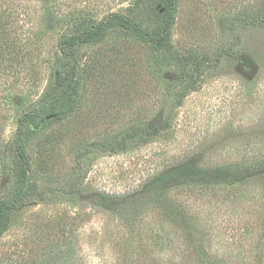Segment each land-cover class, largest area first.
I'll return each instance as SVG.
<instances>
[{
  "label": "rangeland",
  "instance_id": "1",
  "mask_svg": "<svg viewBox=\"0 0 264 264\" xmlns=\"http://www.w3.org/2000/svg\"><path fill=\"white\" fill-rule=\"evenodd\" d=\"M12 1L19 7L17 26L23 34L46 29L35 17L39 16L35 9L30 10L34 15L30 20L24 18V10L29 4L34 8L35 0L0 3L11 8ZM156 1L59 2L66 17L78 12L103 19L122 12L153 36L158 28L153 11ZM175 5L176 24L170 40L180 54L208 59L202 73L197 75L186 61H174L158 71L152 43L126 32L82 47L80 56L95 70L82 82V101L74 113L45 125L28 144L33 182L68 191V182L78 179L90 192L124 195L186 159L194 158L204 166L234 167L250 164L264 153V26L239 21L261 10L264 0H176ZM62 32L59 28L43 34L45 58ZM230 48H234L231 57L226 54ZM39 66L38 87L29 88L25 79L17 102L3 109L10 120L4 133L6 144L16 131L17 105L31 107L46 89L49 71L45 63ZM184 71L193 73L196 87L180 95L186 83L180 84ZM167 119L171 120L167 131L145 142L130 141L129 151L104 149L128 131L153 128ZM49 138L51 143L44 145ZM98 146L99 150L88 152ZM14 161L9 154L8 175L0 163V195L13 189ZM173 199L193 218L189 232L166 222L151 204L138 217L121 220L63 190L49 194L44 203L32 197L0 239V264H63L66 256L59 251L61 245L55 244L64 226L74 241L66 264H202L197 248L209 255L212 264H264V183L174 193ZM153 229L170 241L165 249L155 246ZM142 240L145 251L139 246ZM50 242L53 246L46 249Z\"/></svg>",
  "mask_w": 264,
  "mask_h": 264
},
{
  "label": "trees",
  "instance_id": "2",
  "mask_svg": "<svg viewBox=\"0 0 264 264\" xmlns=\"http://www.w3.org/2000/svg\"><path fill=\"white\" fill-rule=\"evenodd\" d=\"M59 1L35 0L34 8L29 4L28 9L24 10V18L30 20L34 16L30 10L35 9V12L39 14L35 17L42 20L46 29L37 30L38 32L35 33H25L26 35L17 26L20 22L17 16V14L20 15L19 7L14 1L11 2V8H5L0 3V86H2L0 89V163L4 167L5 175L10 173L7 166L8 155L12 154L15 160L13 189L0 195V239L19 219L24 208L28 206V199L35 197L39 202L44 203L49 194H60L62 190L72 196H78L94 208L109 215L118 216L121 220L138 217L141 209L151 204L153 210L160 213L166 222L189 232L193 218L182 204L173 199L174 193H194L201 190L264 183V153H260V157L250 164L234 167L227 165L204 166L194 158L186 159L153 175L138 190L124 195L90 192L84 188V182L78 179L68 182V191L62 188H45L33 182L31 174L34 171L27 155L28 144L45 125L51 124L59 116L74 113L77 104L82 101V96L79 94L82 82L92 70H95V67L86 64L80 56L79 51L82 47L105 43L109 35H120L126 32V34L152 43L155 68L158 71L174 61L176 63H185L186 61L191 63L197 75H200L206 63H209L204 55L194 53L184 55L174 48L170 36L176 24V0H158L154 3L153 11L158 28L153 36L145 30L142 23L122 12L113 13L103 19H95L78 12H72L69 17L63 16ZM239 21L251 27L264 26V7ZM35 27L32 31L36 30ZM59 28L63 31L60 39L57 41L55 49L50 52V57L45 58L42 53L44 38L42 36L45 31L56 32ZM27 35L28 37H26ZM116 44L117 41L113 43V46ZM233 49L226 50V54L230 57L234 56ZM223 56L220 54L221 58ZM40 63H45L46 71H49L46 89L42 95L34 98L35 102L31 107H23L22 103L17 105L16 131L11 142L6 144L4 133L10 120L4 116L3 109L10 103L17 102V93L18 91L22 92L20 84L25 79L28 80L29 88L38 87L41 80ZM192 74L187 72L182 74L184 81L180 80V84L183 86L185 81L186 83L180 95L186 89L196 87L195 78L191 77ZM170 121L167 119L149 129L137 128L128 131L119 141L112 143L109 147H104V149H108L112 153L129 151L130 141L145 142L150 138H156L171 127ZM51 141L52 139L47 143L43 142V144L48 145ZM44 145L43 148H45ZM100 146L94 149L89 148L88 152L99 150ZM39 172L35 171L37 174ZM74 232L71 233L74 234ZM152 233L156 237L155 246L165 249L169 245L170 241L166 240L159 232H155L153 229ZM59 234L58 240L61 244L58 241L55 246L61 245L59 251L64 254V257L66 256L63 263L66 264L71 259L68 255L73 250L74 241L69 238L66 226L60 229ZM139 235L141 234L139 233ZM48 239L51 240L49 234ZM142 243L143 240L139 246L141 250L145 251L146 243ZM51 246L53 244L50 242L46 245V249ZM197 249L203 256L202 264H212L209 255L202 248Z\"/></svg>",
  "mask_w": 264,
  "mask_h": 264
}]
</instances>
